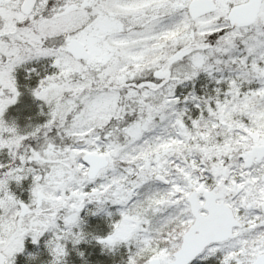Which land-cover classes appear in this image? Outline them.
Here are the masks:
<instances>
[{"label":"snow or ice","instance_id":"obj_1","mask_svg":"<svg viewBox=\"0 0 264 264\" xmlns=\"http://www.w3.org/2000/svg\"><path fill=\"white\" fill-rule=\"evenodd\" d=\"M0 264H264V0H0Z\"/></svg>","mask_w":264,"mask_h":264},{"label":"rangeland","instance_id":"obj_2","mask_svg":"<svg viewBox=\"0 0 264 264\" xmlns=\"http://www.w3.org/2000/svg\"><path fill=\"white\" fill-rule=\"evenodd\" d=\"M93 223H95V221H93ZM81 247H83V245H81ZM91 259L95 260V259H103V257H99L97 254H96V250H94V254L93 256L91 257Z\"/></svg>","mask_w":264,"mask_h":264}]
</instances>
